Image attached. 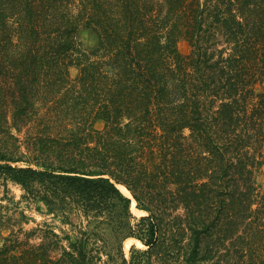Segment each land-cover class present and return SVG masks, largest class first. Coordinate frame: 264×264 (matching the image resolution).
<instances>
[{
	"label": "trees",
	"instance_id": "16d2710c",
	"mask_svg": "<svg viewBox=\"0 0 264 264\" xmlns=\"http://www.w3.org/2000/svg\"><path fill=\"white\" fill-rule=\"evenodd\" d=\"M263 169L264 0H0V185L95 222L0 264H264Z\"/></svg>",
	"mask_w": 264,
	"mask_h": 264
},
{
	"label": "rangeland",
	"instance_id": "374dc122",
	"mask_svg": "<svg viewBox=\"0 0 264 264\" xmlns=\"http://www.w3.org/2000/svg\"><path fill=\"white\" fill-rule=\"evenodd\" d=\"M80 37L88 47L93 46L95 43V37L87 30L82 31ZM180 47L185 49L186 43L181 42ZM71 71L72 74H74L76 70L72 68ZM255 180L256 183L264 189V169L256 175ZM119 188L124 194L128 193V190L124 186L119 185ZM21 195L22 190L17 184L9 182L7 191H4L3 187L0 185V245L4 241L3 237L8 236L10 233L15 235L13 238L17 237L22 239L26 235V232L36 230V236L31 237L30 242L37 243L40 241L39 235L37 234H40L41 230L47 228L46 226L48 225L53 228V231L56 233H61L62 230H65L73 235L76 228H90L95 223L94 220L90 223L89 220H92V218L85 217L81 214L71 218L74 224L73 226L69 223H64L60 215L49 212L43 204L22 200ZM131 208L135 215L139 216L143 214L142 211L135 207V204H132ZM100 233L104 234V237L107 238L109 242L113 240L111 233L104 232L103 229H100ZM135 240L136 239L133 237H128L123 242V247L128 248L127 250L123 249L126 256H128L129 248ZM96 244H99V242ZM139 244L141 243L139 242ZM139 244L135 243L137 247L145 248V246Z\"/></svg>",
	"mask_w": 264,
	"mask_h": 264
}]
</instances>
